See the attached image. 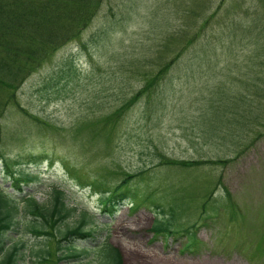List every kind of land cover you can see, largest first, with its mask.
<instances>
[{"label":"rangeland","instance_id":"374dc122","mask_svg":"<svg viewBox=\"0 0 264 264\" xmlns=\"http://www.w3.org/2000/svg\"><path fill=\"white\" fill-rule=\"evenodd\" d=\"M95 31L99 42L83 46ZM181 52L150 94L139 95ZM16 71L13 88L0 83V190L19 206V224L5 236L6 249L19 247L18 264H103L105 240L123 264H264V0H102L79 37ZM239 103L258 118L240 121ZM242 128L248 134L238 146ZM19 167L38 175L23 190L8 173ZM129 175H137L129 183L134 205L105 213L92 183L111 189ZM55 186L76 207L59 227L86 213V229H97L76 242L89 252L76 260L60 259L56 238L27 230L41 218L25 199L49 206ZM170 208L176 228L196 225L195 250L185 248L183 231L152 232Z\"/></svg>","mask_w":264,"mask_h":264},{"label":"trees","instance_id":"16d2710c","mask_svg":"<svg viewBox=\"0 0 264 264\" xmlns=\"http://www.w3.org/2000/svg\"><path fill=\"white\" fill-rule=\"evenodd\" d=\"M101 3L102 0H0V83H3L10 89L13 88L15 84L12 80L15 78V70H17L18 77L20 73L27 72L30 67L39 65V62L46 55L53 52L60 41L65 42L79 37L92 21V18L97 14ZM101 37L102 35L98 31H95L90 36V42H82V45L85 46L86 43H97ZM182 53L177 54V56L168 61L164 66L160 67L154 78L138 94L149 93L158 78L161 80L164 79L172 65L177 61L183 60L181 58ZM196 58V62L198 63V61L203 62L206 57L203 53ZM230 91V89L226 88L223 93ZM222 94L220 97H216L219 98L218 101H224L226 99V95L223 96ZM243 104L246 103L235 104V110L238 111L237 113L235 112V115H239L240 121H244L246 118L248 120L258 118V113L248 116L251 105L246 104L245 107L241 108ZM245 112L246 115L244 116ZM213 114L214 116L212 118L216 122L221 121L222 114L219 111L213 112ZM223 134H220V139H222ZM247 134L242 128V132L240 131L236 135L239 141L238 146L242 144ZM31 158L33 157L31 156ZM37 158L39 156H34V159ZM224 161L221 159V162ZM205 162L207 163L208 161ZM205 162L195 161V163H192V161H181L180 164L183 166H193V164ZM17 163L20 164L19 161ZM7 166L11 169L8 163ZM8 173L14 179V185L19 190H23L25 184L38 178L35 172L23 169L22 167H19L17 171H9ZM135 176L137 175H129L111 189L105 187L104 183L101 182L92 183L101 189V204L105 213L114 214V212L118 211L126 203H133L134 205L135 201L132 200L133 194L130 191L129 183ZM227 193L230 195L229 192ZM65 197V191L61 187L56 186L53 188L52 200L49 206L39 202L34 195H29L25 199L29 208L28 210L32 214L39 215L41 220L27 226V230H30L36 235L56 238L59 251L63 254L60 259L71 258L72 260H76L84 254H89L87 250L79 251L76 247V242L81 238L94 235L97 229H86L87 218L86 213H84L82 219L76 226H68L63 231L59 227V224L62 225V222L69 218L76 210V207H70L66 203ZM148 197L149 194L145 197L146 202L148 201ZM155 206L158 209L161 208L159 204H155ZM171 208L169 209V215L160 216L158 214L156 216L151 228L152 232L155 236H172L180 234L183 231L189 239L185 248L187 250H195L199 245L196 233L193 231L196 225L194 224L192 228H176L175 219L177 215ZM18 210L19 206L11 194L5 190H0V256H5L8 250L7 259H1L0 264L2 261L4 264H18L16 256L17 246L12 251H10L11 248H5L7 243V238L5 237L6 231L17 227L19 224V221L15 219ZM161 210L162 213L165 212L164 209ZM57 227L58 234L55 233ZM98 249L99 260L103 264H123L120 249L107 240Z\"/></svg>","mask_w":264,"mask_h":264}]
</instances>
